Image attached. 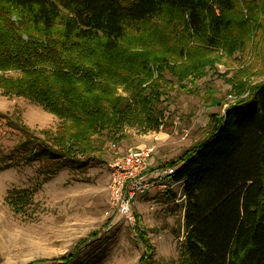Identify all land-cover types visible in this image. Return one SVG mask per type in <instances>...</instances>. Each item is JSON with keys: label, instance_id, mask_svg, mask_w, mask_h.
I'll return each instance as SVG.
<instances>
[{"label": "rangeland", "instance_id": "374dc122", "mask_svg": "<svg viewBox=\"0 0 264 264\" xmlns=\"http://www.w3.org/2000/svg\"><path fill=\"white\" fill-rule=\"evenodd\" d=\"M261 5L264 0H235V7L224 12L231 28L214 42L208 35H188L181 25L164 20L127 29L114 63L103 62L107 57L101 56L97 61L104 65H95L94 81H75L82 93L93 85L92 96L107 106L108 120L110 101L127 100L121 125L112 132L107 118L89 119L86 132L62 139L63 147L70 149L64 157L71 162L45 178L40 158L25 159L29 148L21 145L25 136L16 126L43 139L48 133L55 135L62 120L69 119L61 120L28 96L6 89L18 78L31 82L40 76L32 71L40 64L29 63L36 62L48 45L40 29L30 24L23 28L20 16L8 13L0 32L15 33L22 42L32 41L38 48L18 64L13 57L0 56V264L51 259L74 252L75 246L78 256L70 264H139L144 248L134 224L120 218L107 227L111 219L104 212L111 206L106 164L140 144L154 147L150 169L174 160L204 136L211 112L224 113L234 96L244 97L264 82ZM5 24L13 29L7 31ZM54 63L49 57L42 65L44 76H49ZM165 193L149 189L137 195L133 214L153 246L155 262L150 264H188L184 207Z\"/></svg>", "mask_w": 264, "mask_h": 264}, {"label": "trees", "instance_id": "16d2710c", "mask_svg": "<svg viewBox=\"0 0 264 264\" xmlns=\"http://www.w3.org/2000/svg\"><path fill=\"white\" fill-rule=\"evenodd\" d=\"M234 7L235 0H0V23H7V14L16 12L23 28L30 24L48 39L37 61L29 63L40 64L32 69L40 76L31 82L18 78L6 89L28 96L61 120L69 119L62 120L55 135L48 133L43 139L16 126L25 136L21 145L29 148L25 159L40 158L44 162L40 171L49 177L71 162L64 157L70 149L63 147L62 139L86 132L89 119L107 118V106L92 96L93 85L82 93L75 81H94V67L101 56L107 57L103 62L114 63L127 29L164 20L181 25L188 35H208L214 42L228 34L231 25L224 12ZM261 8L264 11V5ZM4 26L7 31L13 29L11 24ZM35 48L36 43L22 42L15 33L0 32V56L13 57L14 64L32 55ZM49 57L55 63L46 77L42 65ZM72 73L81 75L77 79ZM250 91L244 97L234 96L224 113L211 112L204 136L174 160L159 165L175 167L172 181L186 179L183 224L188 264H264V82ZM108 107L109 120H105L114 132L129 103L114 98ZM153 119L157 123L156 116ZM165 194L172 200L175 196L173 190ZM137 220L135 215L132 227L144 248L139 264L154 263L153 246ZM76 250L77 246L74 252L24 264H70L78 256Z\"/></svg>", "mask_w": 264, "mask_h": 264}, {"label": "built area", "instance_id": "2783aa9c", "mask_svg": "<svg viewBox=\"0 0 264 264\" xmlns=\"http://www.w3.org/2000/svg\"><path fill=\"white\" fill-rule=\"evenodd\" d=\"M153 145L140 144L129 147L122 154L113 156L106 164L109 170L107 179L108 204L111 209L105 210L104 215L110 218L108 228L122 218L128 224H134L133 206L136 196L149 189L167 192L173 190V200L185 205V178L172 181L174 166L148 167V160L153 151ZM178 186L174 190V186Z\"/></svg>", "mask_w": 264, "mask_h": 264}]
</instances>
